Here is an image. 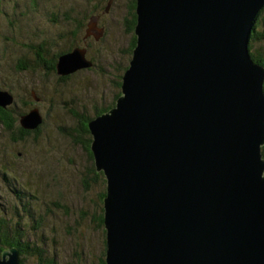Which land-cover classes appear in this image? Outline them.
<instances>
[{
	"label": "water",
	"instance_id": "1",
	"mask_svg": "<svg viewBox=\"0 0 264 264\" xmlns=\"http://www.w3.org/2000/svg\"><path fill=\"white\" fill-rule=\"evenodd\" d=\"M263 4L138 0L125 95L89 124L108 264H264V69L246 50Z\"/></svg>",
	"mask_w": 264,
	"mask_h": 264
},
{
	"label": "rangeland",
	"instance_id": "2",
	"mask_svg": "<svg viewBox=\"0 0 264 264\" xmlns=\"http://www.w3.org/2000/svg\"><path fill=\"white\" fill-rule=\"evenodd\" d=\"M137 8L138 0H0V97H9L0 99V229L16 242L8 247L17 264H108L107 177L89 124L125 95ZM253 20L246 50L264 69L253 56H264V4ZM261 89L264 98V79ZM3 244L1 257L12 255Z\"/></svg>",
	"mask_w": 264,
	"mask_h": 264
},
{
	"label": "trees",
	"instance_id": "3",
	"mask_svg": "<svg viewBox=\"0 0 264 264\" xmlns=\"http://www.w3.org/2000/svg\"><path fill=\"white\" fill-rule=\"evenodd\" d=\"M252 32L256 33V29H255V31H251V34H252ZM253 56L255 57L256 60L261 61L262 64L264 65V56H262V54H259V55L257 54V55H253ZM104 110L108 111L109 109H104ZM89 140H90V138H89ZM101 220L103 221V218ZM6 229H8V228L6 227V228H4V230L0 229V241H3V243H4L3 245H5L6 247L13 246V245H15L16 242H14L12 239H10V240L7 239V234H6V231H5ZM10 229H12V228L10 227ZM20 249H22V248L20 247Z\"/></svg>",
	"mask_w": 264,
	"mask_h": 264
},
{
	"label": "bare ground",
	"instance_id": "4",
	"mask_svg": "<svg viewBox=\"0 0 264 264\" xmlns=\"http://www.w3.org/2000/svg\"><path fill=\"white\" fill-rule=\"evenodd\" d=\"M252 23H254V20H252ZM251 31H255V28H254V30H250V33H251ZM132 57H133V55H132ZM132 60V59H131ZM0 99L2 100V101H9V97H7V96H1L0 97ZM109 111V110H108ZM262 146V145H261ZM261 154V153H260ZM106 241H107V238H106Z\"/></svg>",
	"mask_w": 264,
	"mask_h": 264
}]
</instances>
